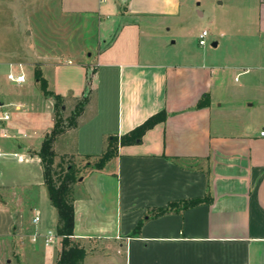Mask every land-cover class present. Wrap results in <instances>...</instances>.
<instances>
[{"label": "crops", "instance_id": "obj_1", "mask_svg": "<svg viewBox=\"0 0 264 264\" xmlns=\"http://www.w3.org/2000/svg\"><path fill=\"white\" fill-rule=\"evenodd\" d=\"M59 3L64 24L45 36L78 55L53 58L39 45L5 44L0 31V103L10 112L0 148L27 157L0 158V264H53L60 250L38 155L54 125L55 99L31 80L28 54L39 57L62 108L87 96L77 124L54 139L55 157L100 154L108 134L167 111L139 142L119 145L103 168L77 167L71 238L86 250L83 264H264V0L252 3L254 46H244L243 58L215 62L162 56L164 30L183 16L181 0ZM88 28L94 34L86 43ZM19 63L29 83L6 78ZM5 85L29 88L13 94ZM208 167L210 202L151 215L170 200L204 195ZM47 230L56 235L45 243Z\"/></svg>", "mask_w": 264, "mask_h": 264}, {"label": "rangeland", "instance_id": "obj_2", "mask_svg": "<svg viewBox=\"0 0 264 264\" xmlns=\"http://www.w3.org/2000/svg\"><path fill=\"white\" fill-rule=\"evenodd\" d=\"M181 1L183 4V16L179 19L180 23L168 25L169 28L163 32L164 38L168 41V44L164 47L165 53L162 54L165 59L171 61H193L196 57L197 59L203 57V60L207 62L225 61L233 57L243 58L244 46H254L255 37L250 35L249 32L254 26L253 11L251 9L255 0ZM64 19L60 10L59 0H0V21L3 23V26L0 25V31L4 36L5 44L10 43L30 47L39 45L44 52L50 53L52 50L53 58L58 55H62L59 57L64 58L67 53L78 55L77 50H69L70 48L67 49L66 45L55 43L54 40L48 42L45 36L47 35L45 32L62 27ZM72 19L69 21L72 22ZM28 29L29 32H27ZM202 29L208 31L204 44L198 42V34ZM84 31V37L88 38L84 41L88 43L93 37L94 29L88 28ZM81 34L78 32L77 36ZM171 40L175 42L169 44ZM214 40L218 41V46L216 47L212 46V41ZM159 45L158 42H155L154 47L158 49ZM38 58L34 54H28L26 57V60L31 63L25 64L31 80L34 79L31 76L34 73V68L39 64ZM26 77H28L27 73ZM27 79L31 82L29 78ZM39 85L40 83L37 85L38 90L42 95H47L42 92ZM5 86L13 94H20L19 92H25L29 88L26 86L18 87V85ZM85 97L87 99V96ZM81 99H78L74 106L68 109L54 105V122H57L56 133H51L53 141L61 131L77 124L81 117L79 114L75 115V110L82 111L84 103L82 102L81 104ZM49 132L45 135H48ZM84 160V158L75 154H60L55 157L54 152L52 166L55 176H61L68 164H73L76 168L82 166ZM69 195L71 196V192ZM53 264H55V261Z\"/></svg>", "mask_w": 264, "mask_h": 264}, {"label": "trees", "instance_id": "obj_3", "mask_svg": "<svg viewBox=\"0 0 264 264\" xmlns=\"http://www.w3.org/2000/svg\"><path fill=\"white\" fill-rule=\"evenodd\" d=\"M33 75L34 78L39 81L42 91L45 94L52 95L55 99L54 104L61 108V105L63 104L62 96L47 89L46 81L41 74L40 68L35 67ZM205 99L206 95L203 97V99H199L196 105L199 106L204 104L206 102ZM85 100L86 97L83 96L81 99V104L82 102L84 103ZM79 113L80 110H75V115ZM166 116L167 111L163 108L150 114L142 122L138 123L126 132L121 134H108L104 139V146L101 153L97 155H84L83 157L85 161L82 164V167H87L90 170L103 168L109 159L117 155L119 145L139 142L143 133L148 128L152 127L155 123L164 120ZM56 122L57 121L54 122V126L49 134L44 136L38 150V155L40 156L43 167L44 183L47 188V193L51 203L55 206L57 213L56 232L60 236V250L55 264H83L82 259L86 250L84 246L78 242H75L71 238L74 226V207L72 197L69 195L72 183L80 175V169L76 168L73 164H68L65 172L61 176H55L52 166L54 151L52 148L53 139L51 133H56ZM205 171L207 175V190L204 195L170 200L165 205L151 208V215H160L171 211L178 212L198 203L210 202L212 196L209 187V167ZM139 224L140 222L137 224V228L139 227Z\"/></svg>", "mask_w": 264, "mask_h": 264}, {"label": "built area", "instance_id": "obj_4", "mask_svg": "<svg viewBox=\"0 0 264 264\" xmlns=\"http://www.w3.org/2000/svg\"><path fill=\"white\" fill-rule=\"evenodd\" d=\"M208 34V31L206 29H202L198 35V42L200 44H204L206 42L205 36ZM70 61V60H69ZM19 65V70L14 71V70H8L6 72V78L13 83H23L26 80V74L24 73L23 66L21 63ZM4 104L0 103V135H7L8 134V129L4 125L3 121H6L10 118V112L6 108H2ZM259 134L264 136V128H261L259 130ZM10 154L13 157L17 158L18 160H23L27 159V157H24L22 153L13 151V152H5L0 148V158L3 157L4 155ZM39 219V215L36 214L33 217L34 221H37ZM56 232L53 230H47L44 233V241L45 243L52 241V239L55 237Z\"/></svg>", "mask_w": 264, "mask_h": 264}, {"label": "water", "instance_id": "obj_5", "mask_svg": "<svg viewBox=\"0 0 264 264\" xmlns=\"http://www.w3.org/2000/svg\"><path fill=\"white\" fill-rule=\"evenodd\" d=\"M212 45H216V41H213V42H212Z\"/></svg>", "mask_w": 264, "mask_h": 264}]
</instances>
